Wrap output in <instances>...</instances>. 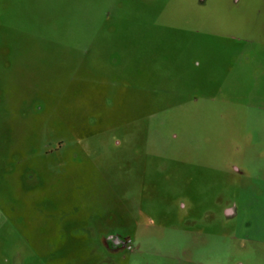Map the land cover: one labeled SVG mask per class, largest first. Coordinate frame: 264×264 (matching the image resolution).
Segmentation results:
<instances>
[{
	"label": "rangeland",
	"instance_id": "1",
	"mask_svg": "<svg viewBox=\"0 0 264 264\" xmlns=\"http://www.w3.org/2000/svg\"><path fill=\"white\" fill-rule=\"evenodd\" d=\"M0 264H264V0H0Z\"/></svg>",
	"mask_w": 264,
	"mask_h": 264
}]
</instances>
